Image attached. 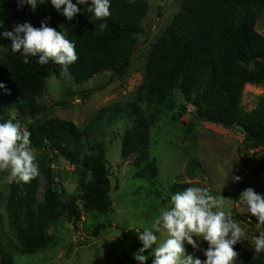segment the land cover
Here are the masks:
<instances>
[{"label": "trees", "instance_id": "1", "mask_svg": "<svg viewBox=\"0 0 264 264\" xmlns=\"http://www.w3.org/2000/svg\"><path fill=\"white\" fill-rule=\"evenodd\" d=\"M149 9L147 0H111L110 15L106 18L108 27L104 30L100 29L103 21H90L88 15L91 14L86 9L85 14H77L71 21L63 17L64 33L75 42L78 56L66 72L51 61L41 66L36 57H29L30 63L24 64L22 56L10 51L11 41L7 40L5 53L0 57V83L6 86L0 89V122L11 119L22 125L23 119L36 115L40 111L38 96L47 79L55 73L71 76L77 85L87 84L107 72H112L113 78L123 77L131 67L136 37L145 32L143 22ZM262 14L264 0L183 2L165 33L154 43L145 64L141 90L155 105L153 121L138 112V107L130 106L134 127L123 137L121 156L125 161L141 154L142 158L134 163L137 178L156 181L160 176L158 161L150 152V127L161 115L162 107L170 105L175 93H180L185 102L195 108L196 120L241 133L244 144L252 149L264 147V97H260L249 112L242 105L247 85L264 84V35L257 30ZM45 19L41 5L33 13L28 6L18 10L16 0H0V20L8 31L25 22L39 27ZM55 21L51 18L49 26L60 31ZM12 110L17 113L15 118ZM117 113L121 111L114 107L111 114ZM187 114L185 107L173 121ZM28 131L32 146L43 147L49 143L53 160L67 161L82 171V177L78 195L64 198V192L61 194L55 189V175L49 160L40 162L44 194L38 214L35 206L40 178L36 176L29 183L12 185L5 207L21 243L54 239L47 232L45 218L49 224L64 219L78 227L83 211L111 213V167L103 150L98 153V146L85 142L84 133L65 120L54 118L41 125H28ZM87 149L95 153L90 154ZM240 163L264 185V155L241 157ZM200 167V161L192 159L187 165L189 177L193 179ZM187 187L191 185L172 184L169 193ZM2 206L0 199V209ZM252 222L256 223L255 217ZM105 228L106 225H100L96 232ZM138 234L132 230L121 232L135 251L141 247ZM234 250L237 253L234 264H264V252L255 254L254 245L247 239L235 245ZM0 256L3 264H15L11 248L1 238ZM120 263L125 264L123 260Z\"/></svg>", "mask_w": 264, "mask_h": 264}, {"label": "rangeland", "instance_id": "2", "mask_svg": "<svg viewBox=\"0 0 264 264\" xmlns=\"http://www.w3.org/2000/svg\"><path fill=\"white\" fill-rule=\"evenodd\" d=\"M147 1L150 9L143 22L145 32L136 37L131 67L123 77L113 78V73L107 72L87 84L77 85L71 76L55 73L47 79L44 90L38 96L40 111L22 120L23 129L27 131L28 125H41L49 119L71 122L84 133L85 142L98 146V153L103 150L111 167V213L83 211L78 227L64 219L49 224L45 218L47 232L54 239L24 245L18 240L5 207L11 187L17 183L9 184L5 179L8 173L0 171V199L3 202L0 238L11 248L15 264H121L120 260L125 264H136L132 257L135 249L122 238L121 232L132 230L138 233L151 227L159 209L167 206V194L172 184L189 183L191 186L206 187L217 198H223L225 210L232 211L233 219L246 229V239L252 245L253 237L264 232L263 227L252 222L253 217L237 203L241 192L248 187L264 194V185L240 163L241 157L264 155V147L252 149L244 144L241 133L196 120L195 108L187 104L180 93L173 95L170 105L162 107L161 115L150 127V152L160 168L158 180L148 181L135 176L134 163L142 158L141 154L122 160L123 137L134 127L131 108L138 107V112L153 121L155 105L141 90L145 82V64L154 43L165 33L185 0ZM41 9L44 17L55 19L60 31H66L63 16L50 3L41 5ZM257 30L264 35V14ZM3 31H8L5 24L0 28V32ZM6 41L0 39V57L5 53ZM260 97H264V84L247 85L242 98L244 109L248 112L253 110ZM114 107L121 113L112 115ZM185 107L188 114L173 121V117L179 116ZM11 113L14 118L17 116L15 110ZM31 147L38 167L40 162L49 160L55 175V189L61 194L64 192V198L78 195L82 171L67 161L53 160L49 143L43 147ZM195 158L200 161L201 167L192 179L187 174V165ZM230 174L239 175L240 182L232 181ZM37 176L41 182L35 206L38 214V205L43 201L44 194L40 169ZM100 225L107 228L97 233L96 228ZM185 247L187 254L204 259L202 251L194 250L187 244ZM0 264H3L1 256Z\"/></svg>", "mask_w": 264, "mask_h": 264}, {"label": "clouds", "instance_id": "3", "mask_svg": "<svg viewBox=\"0 0 264 264\" xmlns=\"http://www.w3.org/2000/svg\"><path fill=\"white\" fill-rule=\"evenodd\" d=\"M49 3L68 21L77 14H85L86 9L91 14L90 21H103L101 30L108 27L111 0H17V8L28 6L35 13L38 5ZM49 20L51 17L42 20L39 27L28 22L17 24L12 30L0 32V39L11 41L10 51L22 56L24 64L30 63L29 57H36L39 65L51 61L66 72L78 59L76 44L63 31L49 26ZM3 27L0 22V28ZM5 87L0 83V89ZM30 137L31 133L19 122H0V171L8 173L5 179L9 184L29 183L39 174ZM229 177L237 183L241 180L239 175ZM167 200V206L159 209L151 227L137 235L141 247L132 253L136 264H148L149 260L151 264H234V246L247 238V232L233 219L232 211L225 210L223 198H217L206 187L191 186L168 193ZM237 203L256 218L257 226L264 227V194L248 187ZM186 244L202 251L205 259L187 254ZM253 245L255 254L264 252V232L253 237Z\"/></svg>", "mask_w": 264, "mask_h": 264}]
</instances>
